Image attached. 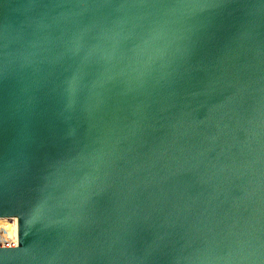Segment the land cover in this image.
<instances>
[{
	"label": "water",
	"instance_id": "obj_1",
	"mask_svg": "<svg viewBox=\"0 0 264 264\" xmlns=\"http://www.w3.org/2000/svg\"><path fill=\"white\" fill-rule=\"evenodd\" d=\"M0 264H264V0H0Z\"/></svg>",
	"mask_w": 264,
	"mask_h": 264
},
{
	"label": "built area",
	"instance_id": "obj_2",
	"mask_svg": "<svg viewBox=\"0 0 264 264\" xmlns=\"http://www.w3.org/2000/svg\"><path fill=\"white\" fill-rule=\"evenodd\" d=\"M0 220H14V232L17 233V220L15 218H5Z\"/></svg>",
	"mask_w": 264,
	"mask_h": 264
}]
</instances>
